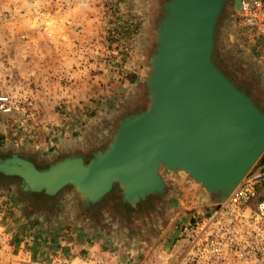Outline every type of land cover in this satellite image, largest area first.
Segmentation results:
<instances>
[{
	"label": "rangeland",
	"instance_id": "374dc122",
	"mask_svg": "<svg viewBox=\"0 0 264 264\" xmlns=\"http://www.w3.org/2000/svg\"><path fill=\"white\" fill-rule=\"evenodd\" d=\"M165 1L0 0V95L15 105L0 111V157L17 153L48 165L107 146L120 120L149 104L144 78ZM215 58L264 111V32L247 26L233 2L219 22ZM262 166L264 153L251 170ZM160 172L167 194L153 218L82 217L69 196L61 206L69 219L53 231L30 218L20 184L0 183L4 250L38 264H68L89 253H98L96 261L173 264L181 249L168 244L173 232L214 203L188 175ZM110 250L123 253L103 259Z\"/></svg>",
	"mask_w": 264,
	"mask_h": 264
},
{
	"label": "water",
	"instance_id": "95a60500",
	"mask_svg": "<svg viewBox=\"0 0 264 264\" xmlns=\"http://www.w3.org/2000/svg\"><path fill=\"white\" fill-rule=\"evenodd\" d=\"M242 1H165L144 78L148 106L124 116L89 160L73 154L39 168L12 153L0 158V173L18 177L25 193L70 187L87 205L119 185L122 201L136 207L165 191L164 167L191 177L208 201H225L264 153V111L215 58L224 8L233 2L240 11Z\"/></svg>",
	"mask_w": 264,
	"mask_h": 264
},
{
	"label": "built area",
	"instance_id": "2783aa9c",
	"mask_svg": "<svg viewBox=\"0 0 264 264\" xmlns=\"http://www.w3.org/2000/svg\"><path fill=\"white\" fill-rule=\"evenodd\" d=\"M239 12L247 26L264 32V0H243ZM14 109L11 98L0 95V111ZM263 180L264 166L251 170L225 201L196 213L173 244L181 247L173 264H264V198L258 197ZM4 235L0 217V264H38L31 256L7 253Z\"/></svg>",
	"mask_w": 264,
	"mask_h": 264
},
{
	"label": "flooded vegetation",
	"instance_id": "af4514ba",
	"mask_svg": "<svg viewBox=\"0 0 264 264\" xmlns=\"http://www.w3.org/2000/svg\"><path fill=\"white\" fill-rule=\"evenodd\" d=\"M217 63L220 65V67L229 75V73L226 71L225 67H223L219 61H217ZM230 76V75H229ZM231 77V76H230ZM233 78V77H231ZM235 82L236 80L233 79ZM240 87L246 89V91L251 94L247 88L243 87L242 85H240L238 82H236ZM140 111V110H139ZM106 147V146H105ZM105 147H102L98 150H101ZM97 150V151H98ZM96 152V151H95ZM94 152V153H95ZM93 153V154H94ZM73 154H80L82 155L86 160H89L93 154L90 156L87 155V153H81V152H78V153H72L71 155ZM7 156H1L0 158H5ZM28 157L29 159H31L39 168H43V167H47L48 165H45V164H41L39 163L35 158H31L30 156H26ZM63 157H66V156H63ZM61 157V158H63ZM60 159V158H59ZM58 160V159H57ZM56 161V160H55ZM54 162V161H53ZM11 182L12 184H15L16 187H18V184L21 185V182H20V179L18 177H15V176H6V175H3L0 173V183L2 184H7ZM21 187V186H20ZM20 195H22L23 197L26 198L27 202H28V205L33 208H36V209H43L45 208L46 210H52L53 207L55 206V203H54V200H49L47 199L45 196L43 195H39V196H36L35 193H25L23 192L22 188H20ZM42 194V193H41ZM166 190L163 192V193H159V194H151L149 196L146 197L145 200H142L140 203H138V205L136 207H127V206H120L121 209H120V212L118 213L119 217H122V216H136V217H149L150 214L153 213L154 209L155 208H158L160 206V204L165 200V197H166ZM57 198V196H56ZM118 201L121 202L122 205H125L126 203H124L121 199V191L119 189V185H116L113 190L104 198L102 199L100 202L98 203H95V204H90L91 206L94 205L96 206V210L99 209L100 207L102 206H106L107 207L109 206H118L119 203H117ZM116 208V207H115ZM98 211V210H97ZM150 217L153 218V215H151ZM182 229V228H180ZM177 230V229H176ZM175 230V231H176ZM174 231V232H175ZM173 232V233H174ZM173 236V234H172Z\"/></svg>",
	"mask_w": 264,
	"mask_h": 264
},
{
	"label": "trees",
	"instance_id": "16d2710c",
	"mask_svg": "<svg viewBox=\"0 0 264 264\" xmlns=\"http://www.w3.org/2000/svg\"><path fill=\"white\" fill-rule=\"evenodd\" d=\"M74 192L72 194H70V193L67 194L63 190L59 195H55V196H48L46 194H45L46 195L45 196L43 193L42 194L41 193H35L36 196L43 195V196H45L49 200H54L55 206L53 207L52 210H49V211L46 210L45 208H43V209H36V208H33L32 207L31 214H30V218L33 219V220H35L36 223L46 225L47 228L49 227V229H51L53 231L55 228H57V225L62 224L60 222L62 218H63L62 221H65V222H67V220L69 219V215L64 214V213L61 212V209H62L61 206L65 204V199H66V197L69 198V196L72 199H76L74 205L76 207H78V210L80 211L82 217H86V218L88 216L90 218H91V216L94 217V218H96V216L104 215L107 218H109V219L112 220L114 218L113 214L116 213L117 214L116 216H118V213L120 212V209H121L120 206H127V207L132 208L130 204H127L126 203L125 205H122L121 202L118 201L117 202V203H119L118 206L117 205L116 206H112L111 205L110 207L109 206L107 207V205H106L105 207L104 206L100 207L99 209H97L98 210L97 211L96 210V206H94V205L91 206L90 204L87 205L81 199L80 195L76 191H74ZM56 196H57V198H56ZM258 197L259 198H264V182L261 183L259 185V187H258ZM21 198H25V197H23L21 195L20 196V199ZM73 210L76 212V208L73 209ZM53 216H57V218H60V219L55 220L54 223L49 222V218H52ZM45 220H48V221H45ZM117 220H118V218H117ZM93 231L94 232H96V231L99 232L100 229L98 227H96V231L94 230V228H93Z\"/></svg>",
	"mask_w": 264,
	"mask_h": 264
},
{
	"label": "crops",
	"instance_id": "0c3cea01",
	"mask_svg": "<svg viewBox=\"0 0 264 264\" xmlns=\"http://www.w3.org/2000/svg\"><path fill=\"white\" fill-rule=\"evenodd\" d=\"M80 235V234H79ZM80 236H83L82 234L80 235ZM82 240H83V238L81 237L80 238V243L79 244H81L82 243ZM86 243L88 244V240L86 241ZM80 246H82V245H79V246H77V247H80ZM78 249V248H77ZM88 249H90V250H92V249H95V247L94 248H92V247H89ZM95 252H99V250H97V248L95 249ZM111 252V250L110 251H106V252H103V259L105 258V257H115V258H117L118 256H119V254H122L123 252H120V250H118V251H116V253L118 254H112V252ZM120 252V253H119ZM124 252H128V251H124ZM100 253V252H99ZM126 254V253H125ZM109 255V256H108ZM80 256H84V257H80ZM79 257H76V259H74L73 261H69V263H68V261H67V263L68 264H135L136 262H124L125 261V259L126 258H124V260H122V261H120L119 260V262L118 261H114V262H110V261H105V259L104 260H101V261H99V260H97L96 261V259L98 258L97 256H98V253H89V256L87 255V256H85V255H80ZM101 257V256H100ZM140 260V259H139ZM138 264H140V262L138 263Z\"/></svg>",
	"mask_w": 264,
	"mask_h": 264
},
{
	"label": "bare ground",
	"instance_id": "6f19581e",
	"mask_svg": "<svg viewBox=\"0 0 264 264\" xmlns=\"http://www.w3.org/2000/svg\"><path fill=\"white\" fill-rule=\"evenodd\" d=\"M4 162V161H3ZM0 166H2V165H0ZM245 178V177H244ZM244 178H243V180H244Z\"/></svg>",
	"mask_w": 264,
	"mask_h": 264
}]
</instances>
